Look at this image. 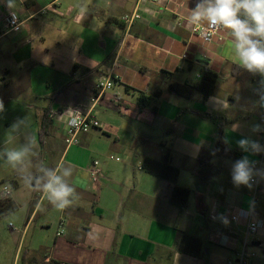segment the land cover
Wrapping results in <instances>:
<instances>
[{
  "label": "crops",
  "instance_id": "crops-1",
  "mask_svg": "<svg viewBox=\"0 0 264 264\" xmlns=\"http://www.w3.org/2000/svg\"><path fill=\"white\" fill-rule=\"evenodd\" d=\"M197 3L12 0L9 6L0 0V166H7V151L22 146L28 154L15 166L33 165V173H10L11 203L0 208L1 236L6 222H18L9 226L10 235H21L15 261L35 254L51 264H237L247 241L256 254L250 264H264V243L261 257L246 221L232 220L240 211L264 219V180L254 176L249 189L231 178L237 160H258L237 141L259 143L252 127L260 125L257 90L264 77L240 67L230 29L223 26L210 44L192 34L194 25L207 23L190 22ZM44 11L55 17L42 18ZM135 11L141 19L128 28L123 17ZM10 12L23 23L17 32L4 28ZM200 57L208 63H199L196 78L204 67L219 76L213 95L205 101L169 93L170 84L199 82L193 72ZM107 78L113 87L100 95L96 85ZM142 95L153 97L149 105L140 102ZM74 112L90 113L101 127L67 147L65 121ZM218 143L228 156L214 155L212 179H199L193 173L198 156ZM167 150L176 185L191 190L185 210L170 203L168 184L143 167L160 162ZM94 161L103 174L98 182L90 178ZM255 168L264 169V161ZM49 171L75 189L63 211L44 190Z\"/></svg>",
  "mask_w": 264,
  "mask_h": 264
},
{
  "label": "clouds",
  "instance_id": "clouds-1",
  "mask_svg": "<svg viewBox=\"0 0 264 264\" xmlns=\"http://www.w3.org/2000/svg\"><path fill=\"white\" fill-rule=\"evenodd\" d=\"M11 3L12 0H9V6ZM205 20L210 27L222 25L230 29L235 37L232 54L238 60L240 67L251 74L264 77V0H198L192 10L190 22L199 23ZM260 84L261 89L257 90L261 93L258 103L264 106V79ZM3 111L4 105L0 101V112ZM65 123L68 127H79L82 123V114L74 112L66 118ZM12 127H16V124ZM252 130L264 131L259 124L253 125ZM237 145L245 152L264 151V147L257 141L248 138L239 139ZM28 151L27 146H22L19 150L7 151L8 162L15 166L22 162ZM47 174L50 178L43 187L49 193V202L55 209L63 211L72 205L73 202L69 197L73 195L75 189L64 183L59 176L52 175L51 171ZM254 176L264 180V169H256L255 161L250 160L248 156L237 160L232 167L231 178L236 186L244 185L251 189L256 182ZM224 223L227 224L228 221L225 219Z\"/></svg>",
  "mask_w": 264,
  "mask_h": 264
},
{
  "label": "built area",
  "instance_id": "built-area-1",
  "mask_svg": "<svg viewBox=\"0 0 264 264\" xmlns=\"http://www.w3.org/2000/svg\"><path fill=\"white\" fill-rule=\"evenodd\" d=\"M139 2H153L157 3L158 0H138ZM141 19L139 13L137 11L127 14L123 17V23L130 28L135 22ZM4 28L7 32H17L21 30L23 23L21 22L20 16L15 12L8 13L3 19ZM223 26H216L215 28L210 27L208 22L205 25H194L192 28V34L199 37L203 43L210 44L213 42V39L218 36L219 32L222 30ZM183 59H186V56H183ZM199 77V76H198ZM113 87V80L111 78H107L106 80H101L96 85V90L101 94H104L106 91L110 90ZM260 126L264 129V106L261 109L260 115ZM100 122L93 117L90 113L82 115V123L79 127L66 128L65 133V144L67 147L77 145L79 143V136L82 134H88L93 130L100 129ZM259 144L264 147V131H259ZM117 162L120 161L119 158H113ZM264 161V151L258 153V160L255 163V167L260 166L261 162ZM100 164L98 161H94L92 163L90 169V178L93 182H98L102 177V171L99 168ZM11 192L7 187H4L2 197L5 202H9L11 200ZM245 220L247 225V233L251 237H259L261 240H255V243H259V247L263 246L264 240V219H253L249 212L240 211L236 216L232 217V220L238 222L239 220ZM60 231L57 236H62L64 233L63 224H60ZM250 243L245 241L243 250L238 254L237 264H250L253 259L256 258V254L254 252H249ZM254 245V244H253ZM228 264H234V262L229 261Z\"/></svg>",
  "mask_w": 264,
  "mask_h": 264
},
{
  "label": "trees",
  "instance_id": "trees-1",
  "mask_svg": "<svg viewBox=\"0 0 264 264\" xmlns=\"http://www.w3.org/2000/svg\"><path fill=\"white\" fill-rule=\"evenodd\" d=\"M219 76L217 73L211 71L210 69L203 68L200 80L196 84H178L173 83L168 86V92L186 99H192L195 95H200L203 100H208L214 93L218 82ZM161 92L155 94L154 98L160 97ZM153 97L140 96V102L143 105H149ZM153 111H157V107H153ZM40 144L44 146V135L43 132L40 133L39 138ZM226 150L222 148V145L218 143L213 150L207 151L197 158L198 167L193 170L194 175L199 179L209 181L212 179V174L210 173L211 164L210 160L214 155L222 154L228 156ZM143 167L146 171L159 177L162 181L166 182L170 188V203L180 210H185L189 205V199L191 197V190L187 188L180 187L176 185V179L178 171L171 164V152L167 150L163 154L160 162H154L152 160H147ZM6 202V204H10Z\"/></svg>",
  "mask_w": 264,
  "mask_h": 264
},
{
  "label": "rangeland",
  "instance_id": "rangeland-1",
  "mask_svg": "<svg viewBox=\"0 0 264 264\" xmlns=\"http://www.w3.org/2000/svg\"><path fill=\"white\" fill-rule=\"evenodd\" d=\"M42 18H48V19H52L55 17V15L49 13L48 11H44L42 13ZM195 65H196V71L193 72V76L195 77L196 80H199L196 78V73L200 70V66L199 63H197L196 61H194ZM57 156H53L48 158V161L46 163V168L48 170H52L54 169L56 163H57ZM7 166H0V192H3L4 187H7L11 194L13 195V189L11 188L12 183L14 182L13 180L15 179L14 176L12 174H10L12 171L17 170L18 172H22V173H33L32 169H33V165L29 166V165H25V166H13L12 163L8 162L7 160ZM16 165V164H15ZM188 177V180H190ZM187 180V179H186ZM10 186V187H9ZM11 195V196H12ZM8 206V204H6L5 200L3 199V197L0 198V208H4ZM25 212V211H24ZM10 221V220H8ZM17 221V220H16ZM12 222V224L10 222H4V229L7 232V235H0V264H22V262H17L15 261V255L17 253V247L18 244L21 240V235L13 233V235H10V230H9V226H12L13 224L16 225L18 224V222ZM20 222L25 221V218H22L19 220ZM39 221V220H38ZM37 221V222H38ZM33 238V236L29 235V241ZM255 240H261V238L259 237H250L249 241ZM264 243V240H263ZM256 251L259 252V255L262 257V252H261V247H257ZM23 264H51V263H45L43 260H41L40 258L36 257V255H32L31 257H27L26 260L23 261Z\"/></svg>",
  "mask_w": 264,
  "mask_h": 264
},
{
  "label": "water",
  "instance_id": "water-1",
  "mask_svg": "<svg viewBox=\"0 0 264 264\" xmlns=\"http://www.w3.org/2000/svg\"><path fill=\"white\" fill-rule=\"evenodd\" d=\"M197 62L200 63V64H202V65H207L208 60L200 57V58H197ZM254 245L258 247L260 244L259 243H255Z\"/></svg>",
  "mask_w": 264,
  "mask_h": 264
}]
</instances>
